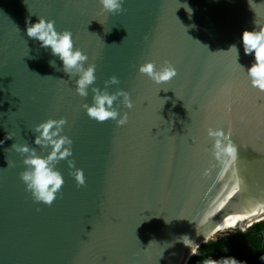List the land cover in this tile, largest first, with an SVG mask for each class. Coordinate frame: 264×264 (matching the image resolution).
Listing matches in <instances>:
<instances>
[{"label":"water","instance_id":"95a60500","mask_svg":"<svg viewBox=\"0 0 264 264\" xmlns=\"http://www.w3.org/2000/svg\"><path fill=\"white\" fill-rule=\"evenodd\" d=\"M123 8L0 0V264H188L220 223L264 211V93L251 85L254 54L241 39L264 29V0H124ZM39 17L72 32L85 66L96 65L95 86L119 78L108 91L130 93L131 109L114 102L127 124L89 118L82 105L93 102L91 88L81 97L78 77L50 66L63 63L26 34V20ZM146 61H168L177 75L156 84L139 73ZM61 117L86 183L78 187L61 160L64 184L48 206L26 190L19 174L28 154L12 145L47 155L34 128ZM209 128L229 135L234 159L213 156Z\"/></svg>","mask_w":264,"mask_h":264},{"label":"clouds","instance_id":"9594fccd","mask_svg":"<svg viewBox=\"0 0 264 264\" xmlns=\"http://www.w3.org/2000/svg\"><path fill=\"white\" fill-rule=\"evenodd\" d=\"M123 2L124 0H99L102 10L111 14L123 12L125 10ZM181 6L191 15L192 9L186 3ZM26 34L29 38L38 40L42 48H50L52 55L58 56L63 63V67L60 69L55 60H50V66L58 71H64L70 78L78 77L75 80L76 92L81 97L86 98L89 95V88H91L93 102L82 105L89 118L100 123L113 120L117 126L127 124L128 114L125 112L120 115L119 110L114 107V102L122 97L125 107L131 109L133 102L130 93L122 88L111 93L108 91V85L120 83L119 78L115 75L104 81L105 87L103 89L95 86L97 80L96 65L88 63L85 66L89 60L88 54L79 48H74L73 34L70 30L57 31L54 20L39 17L35 23L26 20ZM241 39L245 55L254 54V62L246 72L251 85L264 93V29L259 31L246 29L243 31ZM233 49L236 51L238 63L239 50L235 44L229 50ZM240 67L244 69V66L240 65ZM138 70L139 73L146 74L156 84L169 82L177 75L176 68L168 61H165L160 68L156 67L155 62L146 61L139 65ZM66 123L67 120L64 117L49 118L35 126L34 132L39 134L35 135L34 143L45 148L50 146L47 155H38L36 149L27 143L12 145L16 152L22 155L28 154L23 159V164L27 167L19 174L20 179L26 185V190L31 193L35 201L48 206H51L57 195L61 194L64 184L62 173L55 167L61 160H67L69 167L75 169L71 174L74 176L78 187L86 183L83 170L75 168L74 160L69 159L72 156L71 145L73 141L69 136L61 134ZM207 134L214 141L212 154L217 160L222 157L233 159L236 157L237 146L223 129L209 128Z\"/></svg>","mask_w":264,"mask_h":264},{"label":"trees","instance_id":"16d2710c","mask_svg":"<svg viewBox=\"0 0 264 264\" xmlns=\"http://www.w3.org/2000/svg\"><path fill=\"white\" fill-rule=\"evenodd\" d=\"M188 264H264V220L203 243Z\"/></svg>","mask_w":264,"mask_h":264},{"label":"bare ground","instance_id":"6f19581e","mask_svg":"<svg viewBox=\"0 0 264 264\" xmlns=\"http://www.w3.org/2000/svg\"><path fill=\"white\" fill-rule=\"evenodd\" d=\"M262 215H264V211H260V212H257V213H253V214H249V215H244V216L228 219V220H226V221H224V222L219 224V227H217V229H219L218 232L223 231L225 229H229V228H235V227L241 228V229H245L246 227H248V226H250L252 224V223H249V222H251L255 218H258V217H260ZM253 222H255V221H253Z\"/></svg>","mask_w":264,"mask_h":264},{"label":"rangeland","instance_id":"374dc122","mask_svg":"<svg viewBox=\"0 0 264 264\" xmlns=\"http://www.w3.org/2000/svg\"><path fill=\"white\" fill-rule=\"evenodd\" d=\"M235 230H241V231H245L246 229H241V228H229V229H225L223 231H220L218 232L216 235H215V239L218 238L220 235L224 234V233H229V232H233Z\"/></svg>","mask_w":264,"mask_h":264}]
</instances>
